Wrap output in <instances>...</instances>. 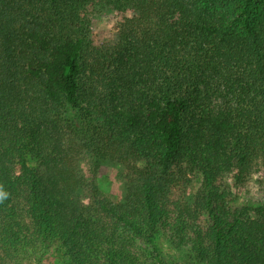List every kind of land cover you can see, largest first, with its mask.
Returning <instances> with one entry per match:
<instances>
[{"label": "trees", "instance_id": "16d2710c", "mask_svg": "<svg viewBox=\"0 0 264 264\" xmlns=\"http://www.w3.org/2000/svg\"><path fill=\"white\" fill-rule=\"evenodd\" d=\"M84 161L123 168L118 203ZM254 169L264 189V0H0V264H172L160 234L194 264H264V201L222 184Z\"/></svg>", "mask_w": 264, "mask_h": 264}, {"label": "rangeland", "instance_id": "374dc122", "mask_svg": "<svg viewBox=\"0 0 264 264\" xmlns=\"http://www.w3.org/2000/svg\"><path fill=\"white\" fill-rule=\"evenodd\" d=\"M119 20L120 15L110 9H102L91 14L89 16L88 35L92 43L97 46L112 43L116 37ZM82 168L87 180L97 184L111 202L118 203L120 201L123 187V168L120 165L111 161H104L99 165L95 176L90 173L88 162L84 161ZM193 176V180L187 190L188 194H193L199 186L200 176L197 173H194ZM222 184L236 195V204L254 206L264 201L262 178L256 169L252 171L246 182L241 185L234 186L230 176H226ZM160 235L155 241L166 259L172 264H194L186 258L184 251L168 247L167 242L164 241V235ZM19 262L22 264L66 263L62 257L43 249H39L37 253L32 252L30 255L22 257L21 260L19 258Z\"/></svg>", "mask_w": 264, "mask_h": 264}]
</instances>
